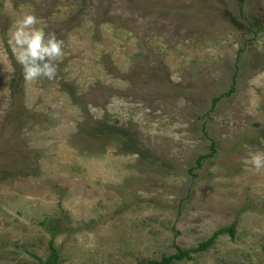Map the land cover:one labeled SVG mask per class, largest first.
Returning a JSON list of instances; mask_svg holds the SVG:
<instances>
[{
    "label": "rangeland",
    "instance_id": "rangeland-1",
    "mask_svg": "<svg viewBox=\"0 0 264 264\" xmlns=\"http://www.w3.org/2000/svg\"><path fill=\"white\" fill-rule=\"evenodd\" d=\"M28 14L52 80L14 77ZM258 152L264 0H0V264L51 239L57 264H153L231 225L170 264H264Z\"/></svg>",
    "mask_w": 264,
    "mask_h": 264
},
{
    "label": "clouds",
    "instance_id": "clouds-1",
    "mask_svg": "<svg viewBox=\"0 0 264 264\" xmlns=\"http://www.w3.org/2000/svg\"><path fill=\"white\" fill-rule=\"evenodd\" d=\"M39 23L35 15H25L14 22L10 43L14 45L16 62L21 68L25 81L38 78L52 80L56 76L57 66L53 61L63 55L62 41L54 33L45 37L44 27H33ZM250 163L254 169L264 167V152L251 156Z\"/></svg>",
    "mask_w": 264,
    "mask_h": 264
},
{
    "label": "trees",
    "instance_id": "trees-1",
    "mask_svg": "<svg viewBox=\"0 0 264 264\" xmlns=\"http://www.w3.org/2000/svg\"><path fill=\"white\" fill-rule=\"evenodd\" d=\"M15 73H14V77L16 79H21V69L20 66L16 65L15 68ZM13 85L16 86V84L18 85V83L12 82ZM13 88V86H12ZM14 93H17V91H14ZM217 101V99L213 100L212 104H215V102ZM214 146V145H212ZM210 155H201L198 157V159L196 160V165H200L201 161L208 157ZM235 233L234 230V225L228 226V227H223L221 229H219L218 231H216L212 237H210L209 239H207L206 241L200 243L197 245V247L195 249L192 250H186V251H182L180 249H177L176 254H173L169 257H162L161 261L159 262H154L153 264H170L172 261H181L183 259H190V254L191 253H197V252H204L207 251L210 246L213 244L214 240L221 235H228L230 237H233ZM51 238H53L56 233H51ZM52 240V239H51ZM49 241V245H48V249H49V255L47 256V258L44 261H39L38 264H57L58 262V251L54 248L52 241Z\"/></svg>",
    "mask_w": 264,
    "mask_h": 264
}]
</instances>
